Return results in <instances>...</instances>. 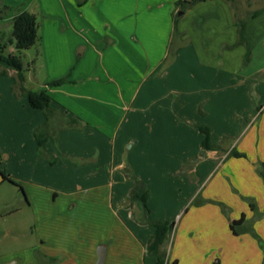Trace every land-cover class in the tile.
<instances>
[{
  "label": "crops",
  "instance_id": "obj_1",
  "mask_svg": "<svg viewBox=\"0 0 264 264\" xmlns=\"http://www.w3.org/2000/svg\"><path fill=\"white\" fill-rule=\"evenodd\" d=\"M37 1L0 29L36 15L41 71L25 83L66 79L45 92L76 123L44 142L51 162L41 157L44 113L13 93L16 72L0 62V171L23 191L0 177L14 188L0 212V264H95L100 245L104 264H155L154 227L125 201L124 168L148 189V222L173 225L170 261L264 264V7L247 15L259 12L245 25L244 66L243 46L223 48L237 37L234 0L188 9L177 39L180 0ZM200 128L215 149L201 148Z\"/></svg>",
  "mask_w": 264,
  "mask_h": 264
},
{
  "label": "trees",
  "instance_id": "obj_2",
  "mask_svg": "<svg viewBox=\"0 0 264 264\" xmlns=\"http://www.w3.org/2000/svg\"><path fill=\"white\" fill-rule=\"evenodd\" d=\"M206 0H180L175 4V10L186 11L193 7L194 5L204 2ZM230 2L231 0H226ZM3 12H8L9 8L3 7L1 9ZM6 14V13H5ZM259 12H253L251 15L245 17L244 19H239L237 15L234 14V25L236 26L237 37L233 45H226L223 48L230 50L238 46H243L246 50L243 60V65L251 59V49L245 38V25L246 22L257 16ZM179 18L173 15V29H172V39L180 37L181 34L177 30V21ZM1 37V36H0ZM4 38V37H3ZM39 36H38V22L37 17L34 14L23 11L15 14L11 20V37L8 39L7 43L4 40H0V62L6 64L7 66L13 68L16 72V83L12 87V91L16 96H26L29 105L33 109L41 110L44 113L45 121L44 123L35 131V137L38 146V154L51 162L50 158L44 153L43 145L48 138L53 140L57 139L58 134L63 130L66 125H63V122L67 126H72L76 123L74 120H63L58 115V111L53 109L50 106V97L45 92V87H59L66 82V79L55 80L47 83L44 87L37 90L27 89L24 86L25 75H24V63L20 56V53L24 50L38 45ZM7 45H11L14 50V53L8 51L5 53ZM169 51V47H168ZM1 75L5 72H0ZM202 133L205 135L204 140L201 143V148L206 150H213L216 147L209 144L208 140V130L206 128H200ZM231 156L238 157L235 151H231ZM196 160V159H194ZM126 178L132 183V189L130 190L126 202L130 205L138 206L142 213V219L140 224L142 225H152L154 227V234L148 242L147 250L150 252L155 260V264H177L175 261H170L167 257L166 245L169 241V234L173 227L172 224L167 222H148L146 219L149 210L147 208L146 202L148 199V189L146 185L138 179L129 168H124L123 170ZM0 177L2 181H6L12 185L18 186L19 190L23 193L22 188L8 175L0 171Z\"/></svg>",
  "mask_w": 264,
  "mask_h": 264
},
{
  "label": "rangeland",
  "instance_id": "obj_3",
  "mask_svg": "<svg viewBox=\"0 0 264 264\" xmlns=\"http://www.w3.org/2000/svg\"><path fill=\"white\" fill-rule=\"evenodd\" d=\"M246 1H250V3H248V2L246 3ZM246 1L234 0V3L232 5H230V7L232 6V11L234 13H236V15L239 17V19H244L245 17H247V15L251 12V10H253L255 8L261 9L264 7V0H246ZM25 2H28L27 4H29L31 2L35 5H37V3H38L37 0H0V5H2V7H0V18H4V16H6L8 12H14L17 8L22 6ZM246 4H250L251 7H249V6L247 7ZM3 6L9 8L8 12H3L1 10L3 8ZM186 11H184V12H186ZM184 12L183 11H179V12L176 11L174 15L177 16V18L183 19L182 15L184 14ZM148 26H149L148 22L144 21L143 27H148ZM0 30H1L0 40H2V41L4 40V42L7 43L8 39L11 37V26L4 24ZM174 39H177V37ZM10 49H11V45H7L5 53H8V51ZM37 50H38V46H33V47L29 48L28 50H24L20 53V56H21L22 61L24 63V68H25L24 75H25V77L30 78V76H36L34 74L36 72L39 73L41 71V69H39V67H38L39 62L36 60ZM166 57H167V55H166ZM166 57L164 59V62H166L170 58V57L169 58L167 57V59H166ZM0 76H1V74H0ZM14 83H16V78H14ZM31 85H33L32 80L30 82L24 84V86L26 88L30 87ZM13 189L14 188L11 185H9L8 183H4V184L0 185V212L4 208L3 206H4L5 202H7L8 199L12 198V193L14 191ZM15 191L17 193V190H15ZM172 240H173V237L171 238V242H172Z\"/></svg>",
  "mask_w": 264,
  "mask_h": 264
},
{
  "label": "water",
  "instance_id": "obj_4",
  "mask_svg": "<svg viewBox=\"0 0 264 264\" xmlns=\"http://www.w3.org/2000/svg\"><path fill=\"white\" fill-rule=\"evenodd\" d=\"M105 245H100L97 251V261L95 264H104L105 262Z\"/></svg>",
  "mask_w": 264,
  "mask_h": 264
}]
</instances>
